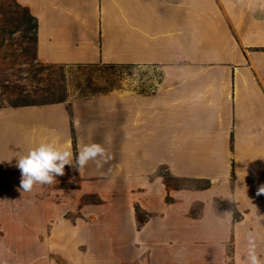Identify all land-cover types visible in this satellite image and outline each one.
Instances as JSON below:
<instances>
[{
	"label": "crops",
	"instance_id": "1",
	"mask_svg": "<svg viewBox=\"0 0 264 264\" xmlns=\"http://www.w3.org/2000/svg\"><path fill=\"white\" fill-rule=\"evenodd\" d=\"M16 2L36 19L41 63H124L157 77L77 97L70 113L0 108V203L33 208L0 212L19 221L16 251L30 219L39 264H245L252 245L264 262V0ZM44 142L73 159L100 143L110 158L66 166L68 190L22 192L17 159ZM161 167L211 186L169 188Z\"/></svg>",
	"mask_w": 264,
	"mask_h": 264
},
{
	"label": "rangeland",
	"instance_id": "2",
	"mask_svg": "<svg viewBox=\"0 0 264 264\" xmlns=\"http://www.w3.org/2000/svg\"><path fill=\"white\" fill-rule=\"evenodd\" d=\"M189 14L191 13H185V18ZM12 18H18V22L9 25ZM32 25L33 22L30 21L27 11L18 6L16 0H0V27H9L14 31L10 39L5 40L0 36V108L21 103L35 105L66 103L70 106L73 99L93 96L95 91L110 90L109 92H112L126 89L129 85L138 86L151 83L152 80L157 79L144 71L142 67L124 63L111 65H47L41 63L35 52L36 47L33 42L35 32L30 29ZM140 89L143 88L140 87ZM65 173H67L66 169ZM167 173L172 176L165 167H161L158 174L162 177ZM183 184L185 183H170L169 188ZM55 185L59 189L68 190V187H75L76 179L68 182L65 174L63 177L56 178ZM85 201H94V199L87 198ZM18 206L14 203H0V212L33 210L31 205H20L21 208ZM198 210L199 206L195 207L192 212ZM23 222V250L16 251V239L19 242L20 236H16L15 231L19 229V221L10 218L0 219V264H39V258L43 253L39 252L34 242L35 237L27 231L32 223L37 222L30 219ZM55 257H58V253H55ZM136 264L141 263L137 261Z\"/></svg>",
	"mask_w": 264,
	"mask_h": 264
},
{
	"label": "clouds",
	"instance_id": "3",
	"mask_svg": "<svg viewBox=\"0 0 264 264\" xmlns=\"http://www.w3.org/2000/svg\"><path fill=\"white\" fill-rule=\"evenodd\" d=\"M109 158L104 146L100 143L84 145L75 159L71 151L62 150L54 142L41 143L17 159L16 166L21 172L19 190L27 192L33 190L36 185L54 184L57 177H63L66 174V166L80 171L90 161H95L100 166ZM261 193H264V190H260L258 194ZM245 264H264L258 259L254 245L248 250Z\"/></svg>",
	"mask_w": 264,
	"mask_h": 264
},
{
	"label": "trees",
	"instance_id": "4",
	"mask_svg": "<svg viewBox=\"0 0 264 264\" xmlns=\"http://www.w3.org/2000/svg\"><path fill=\"white\" fill-rule=\"evenodd\" d=\"M18 6H20V5H18ZM24 10L27 11V9H25V8H24ZM27 13L30 17V21L33 22V25L30 26V29L34 30V32H35V38H34L33 42L35 43V47H36L37 22H36V19L34 17H32L28 11H27ZM15 22H18V18H12L11 23H9V25H11ZM7 25H8V23H7ZM13 32H14L13 29H10L9 27L8 28L0 27V36H1V38H5V40H7L6 38L10 39ZM90 65H96V64H90ZM109 91L99 90V91H95L93 93L94 94H96V93L105 94ZM32 105H35V104H29V103L12 104L13 107L32 106ZM68 111L70 113V106H68ZM162 177H163L164 182L167 185V187L170 186V183H185L182 186L181 185L173 186L174 189H179V190H205V189L210 188V186H211L210 181H208L206 179L174 178V177L170 176L168 173H167V175H162ZM68 188H73V187H68ZM169 200L170 199H167V201H169ZM198 211L192 212V215H196ZM135 212H136L138 227H140L146 221L147 218H146L145 214L143 215L144 217L141 216V214H143V213H141L138 208H135Z\"/></svg>",
	"mask_w": 264,
	"mask_h": 264
}]
</instances>
